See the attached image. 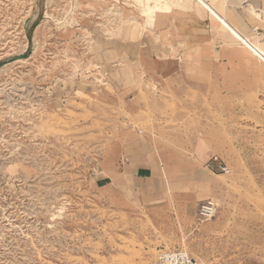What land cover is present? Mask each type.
Listing matches in <instances>:
<instances>
[{"label": "rangeland", "instance_id": "rangeland-1", "mask_svg": "<svg viewBox=\"0 0 264 264\" xmlns=\"http://www.w3.org/2000/svg\"><path fill=\"white\" fill-rule=\"evenodd\" d=\"M142 3L0 0V264H157L165 250L264 264V61L208 8L149 19ZM159 97L172 141L230 168L207 175L211 220L198 166L158 200L121 190V148L137 130L152 139Z\"/></svg>", "mask_w": 264, "mask_h": 264}, {"label": "crops", "instance_id": "crops-1", "mask_svg": "<svg viewBox=\"0 0 264 264\" xmlns=\"http://www.w3.org/2000/svg\"><path fill=\"white\" fill-rule=\"evenodd\" d=\"M224 2L227 8L225 13L233 26L241 33L251 38H257L264 43V0H224ZM210 16L199 18L198 22L211 20ZM189 22H192L189 24L192 28L189 30L187 37L189 42L194 38L201 37L200 44L208 46L212 38L203 37V34L208 35L210 32L208 27H203L201 24L193 25L194 21ZM256 26L263 31L262 35L258 36L252 32ZM251 32L253 33L252 36L250 35ZM159 103L160 107L154 113L156 117L158 113L159 125L157 126L155 121L152 139L148 138L146 133L137 130V136L128 140L121 148L119 171L117 173V178L121 183V190L123 191L124 188H127L131 195L137 198L149 201L158 200L167 191H177L182 187L180 183L183 181H192V168L194 166L196 169L199 167L203 170L204 174H201L205 175V177L202 180V187L199 193L204 196L203 200H209L212 198L216 188H214L212 182L210 183L207 175L218 176L215 173L216 171L210 166V159L216 153L211 155L207 151L203 153L201 145L190 147L185 144L181 147L177 142L172 141V97H159ZM167 118L169 119V124L166 123L167 121L162 120ZM196 150L201 151V157L195 158L193 152L197 154ZM174 158L182 160V165L190 168V170H185V173H183L181 169H177L176 165L178 163L174 162ZM220 158L222 159L221 156ZM222 161L227 164L223 159ZM183 175L185 177H182ZM196 180H198V177Z\"/></svg>", "mask_w": 264, "mask_h": 264}, {"label": "bare ground", "instance_id": "bare-ground-1", "mask_svg": "<svg viewBox=\"0 0 264 264\" xmlns=\"http://www.w3.org/2000/svg\"><path fill=\"white\" fill-rule=\"evenodd\" d=\"M143 3V13H145L149 19H154L158 13L169 12L171 6H181V7H192L196 10H207L213 17L219 18L223 21L226 27L235 35L242 38L245 42L249 44L247 46V51L252 55L258 57L259 59L264 61V43L256 40L255 42H251L248 36L241 33L238 29H236L233 24L228 20V16L225 12L218 10L215 6L210 2L211 0H141ZM226 10L227 8L224 7Z\"/></svg>", "mask_w": 264, "mask_h": 264}, {"label": "built area", "instance_id": "built-area-1", "mask_svg": "<svg viewBox=\"0 0 264 264\" xmlns=\"http://www.w3.org/2000/svg\"><path fill=\"white\" fill-rule=\"evenodd\" d=\"M250 5V3H248ZM255 31H258V27H254ZM214 163V165H213ZM210 166L216 172L229 173L230 168L222 161V159L214 155L210 159ZM218 206L217 204L209 199L202 202L198 209V215L203 220H211L217 214ZM157 264H204L201 261L195 259L188 253L179 250H165L160 256Z\"/></svg>", "mask_w": 264, "mask_h": 264}]
</instances>
